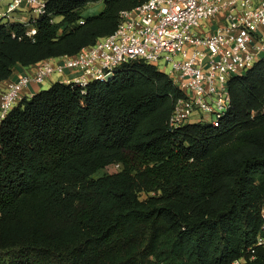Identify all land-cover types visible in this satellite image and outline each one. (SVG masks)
I'll list each match as a JSON object with an SVG mask.
<instances>
[{
    "label": "trees",
    "instance_id": "trees-1",
    "mask_svg": "<svg viewBox=\"0 0 264 264\" xmlns=\"http://www.w3.org/2000/svg\"><path fill=\"white\" fill-rule=\"evenodd\" d=\"M97 1L48 0L34 36L0 20V82L77 54L147 0H103L83 17ZM229 90L218 126L178 128L184 93L142 59L109 82L24 99L0 127V264H264V61Z\"/></svg>",
    "mask_w": 264,
    "mask_h": 264
},
{
    "label": "built area",
    "instance_id": "built-area-1",
    "mask_svg": "<svg viewBox=\"0 0 264 264\" xmlns=\"http://www.w3.org/2000/svg\"><path fill=\"white\" fill-rule=\"evenodd\" d=\"M47 2L0 0V20L26 24L27 34L34 36ZM26 12L32 13L28 20ZM133 59L157 66L184 93L175 104L171 127L218 126L231 106V78L264 61V0H147L123 10L113 33L75 55L42 60L9 79L0 90V127L28 98L24 91L30 84H44L55 75L60 77L56 82L81 87L97 80L109 82ZM67 71L81 76H67ZM256 245L264 248V222ZM247 262L244 256L231 264Z\"/></svg>",
    "mask_w": 264,
    "mask_h": 264
},
{
    "label": "crops",
    "instance_id": "crops-1",
    "mask_svg": "<svg viewBox=\"0 0 264 264\" xmlns=\"http://www.w3.org/2000/svg\"><path fill=\"white\" fill-rule=\"evenodd\" d=\"M23 15L26 18V20L29 19V17L32 15V13L30 12H26L23 13ZM27 71V67L18 65L15 67L13 75L10 79H15L17 78L19 75L24 74ZM67 76H71V77H80L81 73L77 72V71H67L66 72ZM60 77L59 76H54L53 78L49 79V86H47L48 88H50ZM8 80L2 81L0 82V90H3L6 87ZM44 88V84H36V83H32L30 84L24 91L25 96H28V98H30L31 96H33L34 94L40 92L42 89Z\"/></svg>",
    "mask_w": 264,
    "mask_h": 264
},
{
    "label": "rangeland",
    "instance_id": "rangeland-1",
    "mask_svg": "<svg viewBox=\"0 0 264 264\" xmlns=\"http://www.w3.org/2000/svg\"><path fill=\"white\" fill-rule=\"evenodd\" d=\"M104 6H105V4H104L103 0H99V1L94 2V3H90L83 9L82 16L88 17V16L97 15L100 12H102V10L104 9ZM60 19H61V17H57V20H60ZM48 82H49V80L44 83V88L42 90L48 89V87H47V86H49ZM118 170H119V165H110V166L98 171L95 175H93V177L97 178V177L103 176L104 174L115 173ZM147 197L148 196L146 194H142V199H145Z\"/></svg>",
    "mask_w": 264,
    "mask_h": 264
}]
</instances>
